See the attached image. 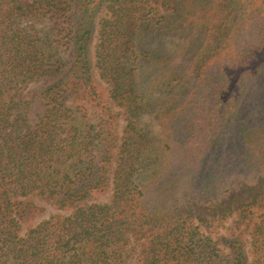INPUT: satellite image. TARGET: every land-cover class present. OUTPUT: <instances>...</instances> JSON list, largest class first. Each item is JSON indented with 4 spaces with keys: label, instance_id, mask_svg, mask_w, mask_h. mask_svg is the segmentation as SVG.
I'll list each match as a JSON object with an SVG mask.
<instances>
[{
    "label": "trees",
    "instance_id": "obj_1",
    "mask_svg": "<svg viewBox=\"0 0 264 264\" xmlns=\"http://www.w3.org/2000/svg\"><path fill=\"white\" fill-rule=\"evenodd\" d=\"M257 110L264 0H0V264H264V170L222 191Z\"/></svg>",
    "mask_w": 264,
    "mask_h": 264
},
{
    "label": "rangeland",
    "instance_id": "obj_2",
    "mask_svg": "<svg viewBox=\"0 0 264 264\" xmlns=\"http://www.w3.org/2000/svg\"><path fill=\"white\" fill-rule=\"evenodd\" d=\"M259 0H240L241 4H250L251 2H257ZM249 6V5H247ZM40 27H47L44 23L39 24ZM172 47V46H171ZM169 47V48H171ZM96 78L99 81L98 75ZM41 83L33 82L28 84L23 92L25 99H31L32 92L40 86ZM251 110H255V105L251 106ZM42 111V108L36 101L33 102V111L31 113V119L33 120L37 115H39ZM118 114V133L119 135L123 134V130L126 126V119L124 113L119 110H115ZM141 125L148 132V135L152 137L158 144H163L166 141V133L165 130L159 125L158 121L155 119V116L152 114L144 115L140 121ZM247 129H250L251 132V142L254 145L253 153L250 152V148L246 146L243 157L239 161L238 165H234L232 171L227 172L223 176L222 180V191L227 190L231 187H235L244 182H254L256 179L262 174L264 170V115H261L259 111L252 112L251 116L247 120ZM249 160V161H248ZM111 199V193L106 192L101 195H97L93 200L94 203H107ZM37 203L40 206H44V211L40 213L37 218H35L30 223L25 225V228L28 225H37L53 215L57 214L59 211L54 208L52 205L47 203L39 202ZM215 226V224H214ZM212 224H201L200 230L205 236H210L213 240L221 243L223 237H227L234 230V218L226 220L224 223L216 224L214 227ZM250 248V244H248ZM138 250L136 249L130 261H133L136 257V253ZM252 257V256H251ZM253 261V259H252Z\"/></svg>",
    "mask_w": 264,
    "mask_h": 264
}]
</instances>
